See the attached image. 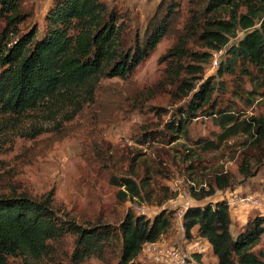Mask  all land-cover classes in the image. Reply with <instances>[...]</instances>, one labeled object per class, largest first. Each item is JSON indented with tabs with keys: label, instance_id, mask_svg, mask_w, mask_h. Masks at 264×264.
I'll return each instance as SVG.
<instances>
[{
	"label": "trees",
	"instance_id": "16d2710c",
	"mask_svg": "<svg viewBox=\"0 0 264 264\" xmlns=\"http://www.w3.org/2000/svg\"><path fill=\"white\" fill-rule=\"evenodd\" d=\"M23 16L21 0H0V20L7 23L0 35V119L39 109H64L79 103L85 89L99 91L92 106L101 111L105 123L128 106L147 112L146 98L134 81V73L161 41L174 38L163 56L168 58L163 83L173 86L172 96L182 103L163 128L159 123L143 124L136 140L168 144L180 138L191 141L189 125L199 112L221 129L216 140H195L202 150H218L231 137L245 135L238 166L241 179L228 170H216L208 174L206 185L190 186L192 198L202 203L189 206L182 214V223L189 238L207 240L218 264H264V250H253L264 234V214L250 217L234 236L230 201L204 202L218 193H233L264 167V113L244 116L230 109L213 98L214 82L204 81L197 90L204 64L225 49L218 71H240V77H248L254 85L249 93L264 98V0H159L131 33L126 19L120 22L125 15L102 0H54L45 15L44 33L38 36L35 26L16 42L9 41L12 27ZM240 29L246 30L245 35L232 42ZM101 75L118 77L121 82L95 86ZM246 92L239 86L238 95ZM152 109L158 118L168 112L160 106ZM151 165L158 170V163ZM119 177L112 181L125 187L119 191L122 201L148 193L149 181L141 186L131 176ZM147 177L150 180L151 174ZM174 214L163 209L148 217L129 210L116 224L100 220L79 223L74 217L60 218L48 196L35 199L24 193L3 194L0 264H55L52 259L44 263V257L55 253V242L67 233L73 236V253L67 264H82L91 256L109 264L113 260L116 264H141L146 247L153 251L173 227ZM192 253L199 261V253ZM154 255L153 264H161Z\"/></svg>",
	"mask_w": 264,
	"mask_h": 264
},
{
	"label": "rangeland",
	"instance_id": "374dc122",
	"mask_svg": "<svg viewBox=\"0 0 264 264\" xmlns=\"http://www.w3.org/2000/svg\"><path fill=\"white\" fill-rule=\"evenodd\" d=\"M21 1L24 18L12 27L14 33L10 34L9 41L16 42L35 26L38 36L44 33L45 15L54 0ZM102 1L125 15L120 22L126 19L129 33L143 24L159 2ZM6 27V21L1 19L0 35ZM245 33L246 30L240 29L237 39L234 38L232 42L243 38ZM173 42L174 38L171 37L161 41L134 73V81L146 98L147 112L132 110V106H128L125 107L126 111L121 110L105 123L100 116L101 111L92 106L93 98L98 96L99 91L89 92L85 89L80 94L79 103L64 109H39L1 118L0 195L24 193L35 199L48 196L60 218L74 217L79 223L100 220L102 223L116 224L129 210L153 217L157 212L168 209L175 213L174 224L154 251L175 249L194 255L195 244L200 242L204 252H198L200 259L197 261L200 264H218L206 239H192L186 235L182 214L189 206L202 203L192 198L189 189L193 185H206L209 173L228 170L241 179L238 166L245 135L240 133L231 137L218 150H202L195 140L198 137L216 140L221 129L211 117L199 112L189 125L191 141L180 138L168 144L136 140L143 124L159 123L163 128L182 103L172 96L173 86L168 82L163 83L168 62V58L163 59V56ZM224 57L225 53L220 55V59ZM204 67L205 72L198 79L197 90L204 81L214 82L213 98L222 100L230 109L244 116L264 113V98L256 92L249 93L254 85L248 77L241 78L240 71L220 73L218 66H214V54ZM116 81L121 82L118 77L101 75L95 86H108ZM239 86H243L248 93L238 95ZM152 91L153 96H150ZM154 106L165 107L168 112L158 118L153 112ZM153 161L158 163V170L152 169ZM149 174L150 180L147 177ZM119 176H131L141 186L149 181L148 193L143 198L122 201L119 191L126 189L112 181L113 177ZM235 196L250 199L234 203ZM224 198L230 201L233 217L231 231L237 236L250 217L264 214V167L238 185L233 193H218L204 202ZM53 249L55 253L51 257H44V263L52 259L55 264H67L66 259L73 253V236L69 233L62 236ZM253 250H264V234ZM154 251L148 245L140 257V263L153 264L151 258ZM82 264L109 263L91 256ZM110 264H116V260Z\"/></svg>",
	"mask_w": 264,
	"mask_h": 264
},
{
	"label": "built area",
	"instance_id": "2783aa9c",
	"mask_svg": "<svg viewBox=\"0 0 264 264\" xmlns=\"http://www.w3.org/2000/svg\"><path fill=\"white\" fill-rule=\"evenodd\" d=\"M225 52V49L220 50L218 52L214 53V66L219 65L220 61V55ZM250 198H238L237 196L234 197L233 202H247L249 201ZM157 248L154 247L153 251L156 250ZM156 254L154 255V259L156 262L161 263V264H200L197 259L190 254L183 253L179 250H169V251H154ZM194 252H204L203 245L200 244V242L195 244L194 247Z\"/></svg>",
	"mask_w": 264,
	"mask_h": 264
}]
</instances>
